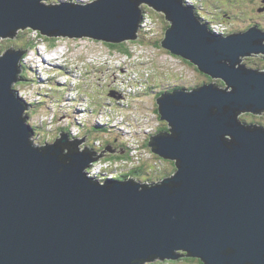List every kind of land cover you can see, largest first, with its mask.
I'll return each instance as SVG.
<instances>
[{"label": "water", "instance_id": "1", "mask_svg": "<svg viewBox=\"0 0 264 264\" xmlns=\"http://www.w3.org/2000/svg\"><path fill=\"white\" fill-rule=\"evenodd\" d=\"M42 1L0 0V40L30 28L48 38L136 41L139 6L146 5L164 13L161 47L223 85L174 89L157 98L168 129L152 135L149 146L174 162L171 176L100 183L86 171L99 156L67 135L42 147L33 143L29 105L16 88L26 51H5L0 264H147L181 257L264 264V126L242 119L264 113V71L243 63L264 55V31L212 32L184 0Z\"/></svg>", "mask_w": 264, "mask_h": 264}, {"label": "rangeland", "instance_id": "2", "mask_svg": "<svg viewBox=\"0 0 264 264\" xmlns=\"http://www.w3.org/2000/svg\"><path fill=\"white\" fill-rule=\"evenodd\" d=\"M95 1L97 0L42 2L46 5L62 2L82 5ZM262 1L184 0L186 4L196 8L207 22H216L213 24V32L218 34L224 29L231 33L243 32L241 30H248L253 26L264 30V11L259 12L264 5ZM139 10L144 15L142 23L144 26L141 30L145 31L146 27V30L151 31L150 33L148 31V34L155 36L153 39L163 40L166 32L164 13L146 5L139 6ZM148 22L151 23V27H148ZM22 31L17 39L0 40V56L9 49L24 50L25 46L31 43V38H36L39 42L35 50H26L21 62V75H26V80L20 77L21 81L16 83L19 97L29 105L25 115L28 117V124L34 130L32 141L35 145L42 147L67 135L70 140L68 142L82 146L85 152L99 156L100 159L107 157L108 153L109 156L113 153L120 155L119 150L114 151V144L116 147L121 146V139L124 140L126 137L130 138L131 148L139 149L135 154L131 152V155L135 156L131 162L125 160L114 164L109 160L107 162L110 163L98 162L97 167H91V172H88L90 176L100 180L107 178L106 174L109 172L110 177L124 180L122 177L127 175V171L137 166L141 167L139 170L142 172L134 177L136 178L134 181L142 184L160 181L174 173L175 165L158 157L147 145L150 135L161 130L162 125L168 126L153 111L158 108L156 96L161 91L171 89L172 86H181L186 90L197 88L210 83L209 77L204 78V75L185 59L176 58L165 49L152 48L153 43L149 42L148 34V38L144 36L140 38H145L142 39L143 43L131 45L134 55L128 57L119 53L112 54L108 46L103 45L108 43L88 38H55L57 44L51 48L49 42L37 37L39 31L30 28ZM127 42L130 41L124 43ZM260 56L246 58L243 63L254 70L264 71V55ZM61 66L66 67L67 71L64 72ZM101 71H105L106 75ZM216 82L219 84L221 81ZM86 108H90L92 114L87 113L86 116V112L82 111ZM103 113L105 115H100ZM96 114L99 115L96 120L88 119ZM114 117L118 121H123L122 124L115 125ZM242 119L248 124L264 126V113L262 115L248 113ZM100 121L111 127L96 126V122ZM93 127L105 128L108 132L102 133V130L96 132ZM80 141L83 143H79ZM101 146L104 148L103 151H100ZM147 264L198 263L182 260L174 263L156 261Z\"/></svg>", "mask_w": 264, "mask_h": 264}, {"label": "trees", "instance_id": "3", "mask_svg": "<svg viewBox=\"0 0 264 264\" xmlns=\"http://www.w3.org/2000/svg\"><path fill=\"white\" fill-rule=\"evenodd\" d=\"M52 1H54V0H52ZM198 15V14H197ZM143 17H142V19L144 18V15H142ZM151 27V26H150ZM21 32H23V31H21ZM29 32H31V31H29ZM151 31H149V33H150ZM19 34H20V32H19ZM18 34V35H19ZM148 35H150V34H148ZM146 36V35H145ZM18 37V36H17ZM37 37L39 38V39H44V41H46V42H49L48 44L50 45V47L51 48H54L55 46H56V44H57V40L55 39V38H47V37H43V36H41L40 34H37ZM43 37V38H42ZM153 37H155V36H151L150 35V43H153L152 44V48H154V49H158V50H162L163 48L161 47V41H162V39H159V38H157L158 39V41H156V42H153ZM17 39V38H16ZM145 39V38H144ZM128 43V44H127ZM127 43H122V44H118V45H112V44H108V45H106V44H103V45H105V46H108V48L111 50H109V52L110 53H116V54H121V55H125V56H128V57H132L133 55H134V51H133V47L131 48V45H136V44H141V43H143V40H138V41H136V42H127ZM38 44H39V42H38V40L36 39V38H31V43H29L27 46H25V49L23 50V49H21V50H23V51H26L27 49H31V50H35L37 47H38ZM192 67H194L193 65H191ZM61 68L64 70V72L65 71H67V68L66 67H63V66H61ZM195 68V67H194ZM195 70H197V68H195ZM198 71V70H197ZM199 72V71H198ZM200 73V72H199ZM204 75V74H203ZM25 76L26 75H21V79H23V80H26V78H25ZM204 78H206V75H204ZM208 79V81H210V79L209 78H207ZM210 82H212V80L210 81ZM21 83H23V81L21 82ZM220 85H223V83L222 82H218ZM203 84V83H202ZM177 88H182V87H180V86H172V88L171 89H169V90H166V91H171V90H174V89H177ZM150 90H152V88L150 89ZM166 91H161L157 96H156V98H158L160 95H162L164 92H166ZM155 100H157V99H155ZM153 111L155 112V115L156 116H158L159 117V119H161V116L159 115V111H158V108L156 109V110H154L153 109ZM92 129V128H91ZM93 129H94V131H96V132H98V131H100V130H102V133H103V131H105V132H108V130L107 129H105V128H95V127H93ZM168 129V127L167 126H161V130H158L156 133H158V132H160V131H165V130H167ZM155 133V134H156ZM155 134H153V135H155ZM152 135H150V137H151ZM107 141H109L108 139H107ZM147 145H149V143L147 144ZM118 148H120V147H118ZM104 149V148H103ZM132 150L133 149H130V147H121L120 149H119V152H121V154L120 155H115L114 153L113 154H110V156H109V153L107 154V161L109 160V161H113V162H117V161H120V162H122L123 160H127V161H130V160H132V158H133V156L131 155V152H132ZM126 152L125 154H123L122 152ZM118 152V153H119ZM101 159H103L104 161H106V159H104V158H101ZM104 163H110V162H104ZM172 163H174V162H172ZM112 166H114V165H112ZM175 167V166H174ZM141 167H137V166H135V167H133V168H130V171L129 172H127V175L129 174V176H127L126 174L122 177L123 179H129V178H131V179H133V180H135L134 179V177L137 175H139L142 171H140L139 169H140ZM174 170H175V168H174ZM115 179H117V180H119L118 178H115ZM182 260H186V261H191V262H197L198 264H203L202 263V261L201 260H199V259H195V258H191V257H181L180 259H178V260H173V261H171L170 263H174V262H179V261H182Z\"/></svg>", "mask_w": 264, "mask_h": 264}, {"label": "bare ground", "instance_id": "4", "mask_svg": "<svg viewBox=\"0 0 264 264\" xmlns=\"http://www.w3.org/2000/svg\"><path fill=\"white\" fill-rule=\"evenodd\" d=\"M194 12L196 13V15L198 14L197 17H198L203 23H205L204 25H206L207 27H209V29L213 32V30H214V25H213V24H215L216 22H207L205 19H203V18L199 15L200 13L198 12V10H197L196 8H194ZM143 22H144V18L142 19V22H141V24H140L139 36L142 35V36H144L145 38H148V37H147V36H148L147 34H148V31H149V30H148V29L146 30V27H145V31H142V30H141L142 26H144V25H142ZM147 25H148V27H150V26H151V23L148 22ZM145 35H146V36H145ZM139 39H140V38H139ZM149 40H150V39H149ZM153 41L156 42L155 39H153ZM131 42L133 43V42H135V41H131ZM43 58H44V57H43ZM176 58H178V57H176ZM250 58H251V57H250ZM44 59L47 60L46 58H44ZM200 73H201V72H200ZM19 77H21V75H20ZM207 77H208V76H207ZM209 78H210V77H209ZM210 79H211V78H210ZM211 80H213V79H211ZM213 82H216V81L213 80ZM135 84H136V83H135ZM135 84H134V85H135ZM138 90H139V89H138ZM123 110H126V109H123ZM120 111H121V110H120ZM121 112H122V111H121ZM122 113H123V112H122ZM123 124H124V123H123ZM119 130H120V129H119ZM121 141H122V143H121L122 145L120 144L121 146H119V145L117 144L120 148H121V147H126V146L129 147V146H130V138H126V137H125V139H124V140L121 139ZM118 142H120V141H118ZM148 143H149V142H148ZM120 148L116 147V145L114 144V149H115L114 151H115V152H117ZM100 151H103V146L100 147ZM101 161H102V159L100 158L99 160H94V161H92L91 163H93V162H97V163H98V162H101ZM91 163H90V164H91ZM97 163H96V164H97ZM102 163H104V161H102ZM90 164H89V165H90ZM91 167H93V166H90V167H89V170L87 169L88 172H91ZM94 168H95V167H94ZM105 173H106V172H105ZM107 173H108V174H106V177H110V176H109L110 173H109V172H107ZM97 174H98V173H97ZM98 175H100V173H99ZM101 175H102V174H101ZM134 179L136 180V178H134Z\"/></svg>", "mask_w": 264, "mask_h": 264}, {"label": "flooded vegetation", "instance_id": "5", "mask_svg": "<svg viewBox=\"0 0 264 264\" xmlns=\"http://www.w3.org/2000/svg\"><path fill=\"white\" fill-rule=\"evenodd\" d=\"M262 4H264V0L262 1ZM262 8H264V5H263V7ZM262 12V11H261ZM264 31V30H263ZM141 37H143L142 35H140V38ZM142 39H144V38H142ZM142 39H139V40H142ZM136 42V41H135ZM114 54V53H113ZM258 57H261V56H258ZM114 64V63H113ZM104 75H106V72L105 71H101ZM103 78V76L101 77V79ZM104 159H106V161H104L103 159H102V161H104V162H107V157H105ZM113 162V161H112ZM97 162H93V163H91L89 166H88V168L87 169H89V167L90 166H93V167H97V164H96ZM113 164H114V162H113ZM173 165H174V163H173ZM104 172H105V170H103ZM127 176H129V174L127 175ZM100 180H102V179H100Z\"/></svg>", "mask_w": 264, "mask_h": 264}, {"label": "clouds", "instance_id": "6", "mask_svg": "<svg viewBox=\"0 0 264 264\" xmlns=\"http://www.w3.org/2000/svg\"><path fill=\"white\" fill-rule=\"evenodd\" d=\"M260 9H262V8H260ZM241 31H247V30H241ZM222 32V31H221ZM150 139V138H149ZM139 145L141 146V144L139 143ZM130 147V146H129ZM140 148V147H139ZM130 149H131V147H130ZM139 150V149H138ZM138 150H136V151H138ZM162 159V158H161ZM125 161H127V160H125ZM110 162H112V161H110ZM117 162H120V161H117ZM131 162V160L129 161V163ZM113 163V162H112ZM115 163V162H114ZM130 170V169H129ZM128 172V171H127ZM115 179V178H114ZM128 179V178H127ZM129 179H131V178H129ZM158 182V181H157ZM157 261H160V260H157ZM166 261H168V262H171V261H173V260H165V261H161V262H166ZM154 262H156V261H154ZM151 263H153V262H151Z\"/></svg>", "mask_w": 264, "mask_h": 264}, {"label": "built area", "instance_id": "7", "mask_svg": "<svg viewBox=\"0 0 264 264\" xmlns=\"http://www.w3.org/2000/svg\"><path fill=\"white\" fill-rule=\"evenodd\" d=\"M135 153H137V152H135ZM135 153H134V154H135ZM133 157H135V156H133ZM137 157H138V156H137ZM137 157H136V159H137ZM102 171H103V170H102ZM113 178H114V177H107V178H102V179H105V180H106V179H113Z\"/></svg>", "mask_w": 264, "mask_h": 264}]
</instances>
